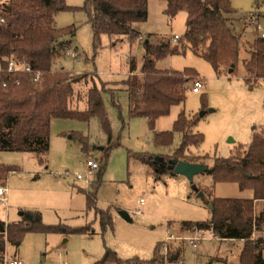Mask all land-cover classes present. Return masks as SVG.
Returning a JSON list of instances; mask_svg holds the SVG:
<instances>
[{
  "label": "rangeland",
  "instance_id": "obj_1",
  "mask_svg": "<svg viewBox=\"0 0 264 264\" xmlns=\"http://www.w3.org/2000/svg\"><path fill=\"white\" fill-rule=\"evenodd\" d=\"M85 1L66 0V3L69 7L82 8ZM166 6L163 0H148V20L134 25L143 41L131 42L123 38L114 44L105 35L98 50L94 48L93 30L84 11L57 15V29L76 30L75 35L65 36V40L71 42L72 48H78L80 57L71 60L63 56L55 62L53 69L79 77L97 75L102 82L110 84L108 89L117 90L114 101L110 93L103 95L112 139L110 141L101 130L98 119L90 122L55 119L51 124L47 163H40L33 153L0 152V166L16 169L0 179V184L8 189L10 221L16 220L20 212L38 211L42 214L44 225L61 224L73 229L90 225L94 233L66 236L67 243H64L65 236L61 234L30 233L19 246H7L9 257L17 255L25 264H96L103 258L106 249H110L124 261L139 259L148 262L154 258L155 248L162 244L164 264H172L168 257L175 254L179 255V260L174 264H180V261L182 264H240L245 242L221 240L210 233H203L205 239L199 241L197 249H194L189 241L184 240L187 235H184L183 223L211 219V209L207 204L210 194L212 199L250 200L254 198L253 191H241L235 183H215L206 172L195 176L193 181L175 174L157 179L153 167L137 155H171L181 143L180 134H175L173 145L169 148L156 146L154 135L156 132L173 131L175 121L183 110L192 119L206 112L195 128L196 133L204 136V143L194 153L206 156V165L210 169L215 164V158L227 159L240 145L252 143L254 133H260L264 127V81L248 85L244 64L250 58L252 45L249 42L264 33V0L259 3L256 0H232L236 11L233 29L240 38L237 70L232 76L218 74L209 62L189 48L185 54L169 56L157 62L159 70L184 72L190 69L196 75L191 76L186 102L173 107L169 116L160 118L152 131L147 119L130 118L128 95L122 82L128 76L130 59L136 61L140 72L145 44L170 42L172 46L180 45V42L174 43L173 38L184 37L187 15L181 12L169 19L165 14ZM250 15L255 16L260 30L249 25ZM199 79L205 86L199 94H194L193 83ZM92 85L93 79L87 78L74 86L73 106L83 110L86 103L84 100L79 103L78 99H83ZM74 135L89 139V150L92 146L94 148L91 151L93 157L82 151L81 144L72 139ZM107 149L111 151L97 199L99 209L110 211L114 231L103 234L99 219L93 211H87L86 196L80 192L81 189L93 191L99 172L94 186L90 187L84 181H78L76 175L85 171L84 162L88 158L99 161L102 167ZM192 183L205 192V199L199 198L192 190ZM140 201H143V206L139 205ZM263 208V203L258 204L256 214ZM6 212L7 209L0 206V221L7 220ZM123 213L128 214V220L122 217ZM169 237L172 239L168 240ZM259 237L264 238V233H256L254 239ZM165 248L169 251L167 254Z\"/></svg>",
  "mask_w": 264,
  "mask_h": 264
},
{
  "label": "trees",
  "instance_id": "obj_2",
  "mask_svg": "<svg viewBox=\"0 0 264 264\" xmlns=\"http://www.w3.org/2000/svg\"><path fill=\"white\" fill-rule=\"evenodd\" d=\"M163 1L166 2L165 14L169 19L181 12L187 15L186 33L180 38V45L172 46L170 42L145 44L140 72H136V61L130 59L129 76L122 82L128 95L130 118L147 119L152 131L158 119L169 116L173 107L186 102L191 76L196 75L190 69L184 72L159 70L158 61L185 54L189 48L209 62L218 74L232 76L237 70L240 54L239 38L233 29L236 11L232 0ZM256 1L259 3L261 0ZM77 10L87 14L93 30L95 50L100 48L105 35L114 44L123 38L131 42L141 39L134 25L145 23L149 16L148 0H86L82 8L69 7L66 0H3L0 9V18L5 21L0 25V152L33 153L38 156L40 163H47L51 124L55 119L84 122L98 119L101 130L111 141V123L103 95L110 93L114 101L117 90L108 89L110 84L102 82L97 75L79 77L53 69L55 62L63 57L65 48L70 45L65 36H73L76 32L74 28L57 29L55 19L59 13ZM12 59L41 72V80L34 83L28 74L7 73L8 63ZM244 65L249 75L245 80L248 85L264 81V38L258 37L254 41L251 56ZM87 78L93 79V85L83 99H78L79 103L82 100L86 103V108L80 110L72 104L74 86ZM200 119L199 115L194 119L189 118L183 110L175 121L173 131L155 133V144L161 148L171 147L175 134L181 136V143L174 152L161 156L164 165L155 164L154 156H137L153 167L157 179L174 175L167 167L169 161H183L207 167L206 173L213 177L215 183H235L241 191L251 189L254 198L250 200L212 199L210 194L207 204L211 209V219L207 222H186L183 228L192 232L196 227L221 240L243 241L245 244L240 264H264V238L254 239L256 233H264V208L258 215L255 212L256 203H264V127L260 133H254L250 145H240L227 159L215 158V164L210 169L206 165L207 157L194 153L204 143V136L195 132ZM72 139L81 144L84 153L89 152L87 137L74 135ZM110 151H105L106 161L100 167L99 180L93 191L80 190L86 196L87 211L95 213L103 234L114 231L110 211L99 209L97 199ZM15 171L14 168L0 166V179ZM22 213L15 223L0 221V251L4 250L6 238L9 244L19 246L30 233L64 236L94 233L90 225L75 229L61 224L47 226L43 224L40 212ZM161 246L159 244L155 248L154 258L148 262L139 259L124 261L114 251L106 249L103 258L96 264H164ZM168 258L174 264L179 260V255Z\"/></svg>",
  "mask_w": 264,
  "mask_h": 264
},
{
  "label": "built area",
  "instance_id": "obj_3",
  "mask_svg": "<svg viewBox=\"0 0 264 264\" xmlns=\"http://www.w3.org/2000/svg\"><path fill=\"white\" fill-rule=\"evenodd\" d=\"M1 5H2V0H0V9H1ZM4 19L0 18V25L4 24ZM257 22H256V18L254 15H250L249 16V25L252 27H257L258 30H260L261 28L259 26H256ZM262 38H264V33L261 35ZM180 41V37L179 36H175L173 38V42L174 43H178ZM63 56L71 59V60H77L80 57V53L78 52L77 49L72 48L71 45H68L64 52H63ZM0 72H2V69L0 68ZM7 73L12 74V75H17V74H28L30 75V77L32 78L34 83H38L41 80V72H36L34 71L31 66L27 65V64H22L19 63L15 60H10L8 63V68H7ZM204 83L202 80H196L193 83V87H192V92L194 94H199L201 92V90L204 88ZM6 87V85H5ZM84 167H85V171L83 173H79L76 175V179L78 181H84V183L87 186H94L95 184V177L98 174L99 170H100V162L93 159V158H88L85 162H84ZM8 189L5 185L0 184V206L5 207L6 209H8L9 205H8ZM140 206H143L144 203L143 201L139 202ZM192 233L194 234L192 237H186L184 238V240L189 241V243L193 246V248H197V244L199 241L204 240L205 237H203V233L199 231L196 227H194ZM212 235V234H211ZM213 236V235H212ZM214 237V236H213ZM172 238H168V240H171ZM180 239V238H179ZM8 242H6V244L4 245V250L0 251V264H25L23 261H21L18 258H11L9 257L8 253H7V246H8ZM165 254H167V252H169L167 250V248H165ZM183 262L180 261V264H182Z\"/></svg>",
  "mask_w": 264,
  "mask_h": 264
},
{
  "label": "water",
  "instance_id": "obj_4",
  "mask_svg": "<svg viewBox=\"0 0 264 264\" xmlns=\"http://www.w3.org/2000/svg\"><path fill=\"white\" fill-rule=\"evenodd\" d=\"M210 113H213V111H210ZM200 118H204L206 116V112H202L200 115ZM231 143H234L233 140H231ZM155 164H161L164 165V159L161 157H155L154 160ZM167 167L170 171H172L175 175L178 176H185L191 181H193L194 177L206 172L207 167L202 166L200 164H190L187 162H175V161H169L167 164ZM192 190L197 193L198 197L201 199H205V193L203 191H200L198 186L192 183ZM210 207V206H209ZM23 213H20V216H22ZM123 218L128 220L129 216L127 213H123Z\"/></svg>",
  "mask_w": 264,
  "mask_h": 264
},
{
  "label": "crops",
  "instance_id": "obj_5",
  "mask_svg": "<svg viewBox=\"0 0 264 264\" xmlns=\"http://www.w3.org/2000/svg\"><path fill=\"white\" fill-rule=\"evenodd\" d=\"M2 3H3V0H2ZM233 25H234V23H233ZM247 30V29H246ZM239 37V36H238ZM141 39H142V41H143V38L141 37ZM257 38H253V40L252 41H250L249 43L252 45L253 44V42H254V40H256ZM239 41H240V38H239ZM70 45H71V42H70ZM250 45V46H251ZM249 47V46H248ZM76 49L78 50V48L76 47ZM251 53H252V48L250 49V56H251ZM247 61V60H246ZM244 67H245V65H244ZM136 72L138 73V69L136 70ZM128 76H129V73H128ZM128 76H127V78H128ZM126 78V79H127ZM247 78H249V75H248V77ZM125 79V80H126ZM124 80V81H125ZM125 89V88H124ZM86 108V105H84V108H83V110ZM163 118V117H162ZM159 120V119H158ZM157 120V121H158ZM160 131H162V130H160ZM163 132V131H162ZM90 142V141H89ZM82 147V146H81ZM95 147V146H94ZM92 149H94L93 148V146H92V148L89 150V154L87 153V155H88V157H93L92 155H91V151H92ZM263 202H258V203H256V208H257V205L258 204H262ZM264 204V203H263ZM9 207H8V209H7V212H6V218H7V220L5 221V223L6 224H11V223H15V222H17V221H19V219H20V213H22V212H20L19 213V215H18V218L16 219V220H14V221H10L9 219H10V215H9ZM97 218V217H96ZM3 222V221H2ZM184 230V235H187V237H192L193 235H192V233H190L188 230H185V229H183ZM65 239H64V243H67L68 242V240L66 239V236L64 237ZM231 241V240H230ZM235 241V240H234ZM243 242V241H242ZM9 244V243H8ZM10 245V244H9ZM195 249V248H194ZM197 249V248H196ZM263 253H264V251H263ZM15 258H18V256L17 255H15ZM19 259V258H18ZM22 261V260H21Z\"/></svg>",
  "mask_w": 264,
  "mask_h": 264
}]
</instances>
